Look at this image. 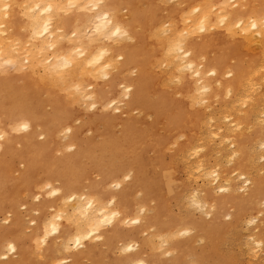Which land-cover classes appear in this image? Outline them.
<instances>
[{"label":"bare ground","instance_id":"6f19581e","mask_svg":"<svg viewBox=\"0 0 264 264\" xmlns=\"http://www.w3.org/2000/svg\"><path fill=\"white\" fill-rule=\"evenodd\" d=\"M262 79L264 0H0V264H186L188 254L191 264H225L219 239L264 198V179L246 178L252 144L264 153V116L256 136L229 146V172L210 169L208 157H198L204 145L195 143L214 141L218 119H231L223 130L234 136L248 128ZM79 102L92 111L88 125L103 120L89 142L71 125ZM101 108L113 112L100 115ZM145 118L162 123L159 135L138 130ZM167 152L171 160L198 157L202 201L214 207L204 214L210 221L187 215L177 225L167 216L185 188L169 171L173 161L163 163ZM14 162L23 168L10 176ZM236 173L244 180L236 179L240 196L231 193ZM226 210L231 221L217 223ZM262 224V237L251 239L257 250ZM183 225L199 229L200 252ZM165 246L179 255L160 261Z\"/></svg>","mask_w":264,"mask_h":264},{"label":"rangeland","instance_id":"374dc122","mask_svg":"<svg viewBox=\"0 0 264 264\" xmlns=\"http://www.w3.org/2000/svg\"><path fill=\"white\" fill-rule=\"evenodd\" d=\"M124 16H125V12H121L120 13V17L123 18ZM5 69H9V70H5ZM11 69L12 68L4 67V68L1 69V72L5 73V74H7L8 72L11 73V71H12ZM117 85H120V84L118 83ZM120 87H121V90H122V92L124 94H127V93H129L131 91L130 84L120 85ZM128 90H130V91H128ZM257 93H258L259 96L262 97V101H259L257 103L258 109H257L256 113L251 117L250 125H248V128H244L243 127L241 129L240 135L234 136L233 133H232L233 129L230 130V133L227 132L228 131L227 129L223 130V128H225L224 125L231 120L230 118H228L229 120L224 119V122H222L223 120L220 121L218 119V121H216V123H213L212 127H211L212 130H213V128L216 127L215 130H213V131H215V133L218 130H220L218 132L220 136L217 135V133L215 134L216 138L218 136V138H217L218 142H217L216 138H212V137H211V139H214V141L211 140V142H210V140L207 138L208 136H206V139H205L206 141L203 140V138H202V140L204 142H202V140H198L195 143L196 146L198 144H203L204 145V149H202V151L199 152V156L198 157L201 158L204 155L205 158H206V156H207L208 158L206 159L205 162H207L208 167H210V169H212V170H216L218 172V174H219V170H221L220 173L223 172L224 170L227 171V172L232 170V163L230 162V160H228V154L233 149L232 146H231V143H233L234 139L236 137L244 138V137L256 136L257 130H256L255 127L260 123L259 120L264 116V79H262L259 82V85L257 86ZM119 99H121L122 101L120 103L116 102L114 104L115 107H121L123 105L124 96H121ZM81 103L82 102H79L78 105L77 104L74 105L75 109L81 111V115L79 117V120H72L71 125H72L73 129H80L79 132H78V135H79L80 139L82 138L81 140L84 139L83 141H87V139H88L87 142H89L90 140H93L95 138L94 137L95 132L96 131H100L104 124H103V120H98L95 123L92 122V125H88V124H90L89 122H91V120H94L93 117H92V111L89 112L87 110V108L85 110L84 106ZM46 109L47 108H45V111H46ZM82 109H84L85 111L82 112ZM98 111H99L98 114L100 113V115H103L104 113H109L112 110L111 109L104 110V109L101 108ZM134 113L135 112H133V114ZM86 118L88 120H86ZM220 123H221V125H220ZM135 126L137 128L139 127L138 130L142 129V130H146L147 132L149 130V132H148L149 135H159L161 133L160 131H162V123H153L151 118H149V119L145 118L142 123H136ZM230 126H232V125H230ZM230 128H232V127H230ZM211 129H209V131ZM93 131H95V132H93ZM65 134L68 135L69 133L66 132ZM65 134L62 133L60 135L61 138L60 137L56 138V141H59V144L57 145L58 149H62V146L65 145V143H64L65 140L63 138ZM219 138H224L225 139L224 141L226 143L223 144L224 142L222 140V142H221L222 145H220ZM40 140L41 139L39 138V141ZM253 140H256V139L254 138ZM260 140H261V142H263L262 140H264V138L259 139V141ZM52 144L55 145V143H52ZM217 144H219L220 146L217 145ZM252 145H254V146H252L253 147L252 151L250 149L249 158H253V162H249V165H252V166H250L251 168H249V171H248V173L251 172L252 174L250 173L249 176L246 175V178L251 176L250 180H256L257 178H261V179L263 178L264 179V168H263L264 167L263 166L264 159L263 160L261 159L262 156H263L262 158H264V153L262 152L263 148L261 147L262 151L259 149L260 148L259 147L260 143L258 145H256V143L252 144ZM229 146H231L232 149ZM256 146H258L259 148L256 147ZM223 147H225V148H223ZM228 148H229L230 151L228 150ZM254 148H255V150L258 148L260 150V152H258L259 150L258 151L256 150V152L254 154V152H253ZM256 153L258 155L260 154L259 155L260 158L258 157V159H257ZM254 155H256V156H254ZM150 157H151V154L148 153L147 156H146V159H148ZM161 157H162L163 163H165V164H168L170 161H173V164H171L172 166L169 169V171H174V172L176 171V176H177V178H179L178 180L185 185V188L183 190L184 194L182 193L183 197L181 195V196H178L175 199H172L170 205L166 206L167 207V216L169 218L172 217L173 219L176 218L177 225H182L181 224V220H183L187 215H190V216L198 218V219H200V218L202 219L203 218L207 222L210 221V218H212V216L210 218H205L206 216H204V214L205 213L206 214L209 213V214L212 215V213L214 211L213 210L214 207H212L213 204L210 203L209 201H207V203H204L202 201L204 196H205L204 195V190H203L204 186H202L201 177L195 171L196 170L195 163H196L198 157L187 158L186 156H182L181 157V155H179V156H175L174 159L171 160L168 152L163 154ZM55 158H58V155H55ZM254 158H255V160H254ZM256 159H257L258 162L256 161ZM217 162H218V164H216ZM254 162H255V164H254ZM256 164H257V166L261 167L260 169H262L263 173H261L262 172L261 170H258L259 171V173H258V171H257L258 167L254 166ZM12 167H13V171L14 172L12 174H9L10 176H15L17 174V171L20 170L21 168H23V166L18 164L17 162L16 163L14 162ZM251 169L253 170V172L250 171ZM232 174H234V173H232ZM238 174L239 173H236V175H233V177H235V178H233V180L236 181V179H238V180H241L243 182L244 180L242 178L239 179V178L236 177ZM252 177H254V178H252ZM127 179H128V177L124 176L122 178V181L124 182V180H127ZM238 180L236 182L233 181V183H232V192L231 193L236 194L235 196H240V195L244 194L242 192H245V191L239 192L240 191L239 188L243 187L242 186L243 183H241V181H238ZM238 182H240V183H238ZM218 183L222 184L220 182V180H219ZM236 184L237 185L242 184V185L241 186L240 185L237 186ZM216 186H218V184H216ZM236 186H237V188H235ZM236 189H237V192H236ZM233 190H234V192H233ZM26 193H28V192H26ZM31 193L32 192H30V194ZM194 194H196V196H198L197 197V201H199V200L201 201L199 204L202 205V207H198V209H197V206L195 207L193 205L192 198L190 197L191 195H194ZM16 201H18V196L16 197ZM169 201L170 200L167 201V205L169 204ZM263 202H264V198H260L256 202V205L254 206L253 210L251 209L250 211L246 212V215L243 216L244 219H241V222L237 223L236 225H234L232 227L229 225V230L227 231V234L224 235L223 238L221 237L222 240L219 239L220 242H218V246H220V247H219V250H218V255H219V257L221 258L222 261L224 260L225 264H264V244L262 246V249L260 248L261 250H257V248L255 249V246L252 243L253 240H251L256 235L260 236L259 227L263 226L262 223H264V203ZM211 204H212V206H211ZM202 208H204L205 211ZM210 208H213L212 211H211ZM19 209H20L21 212L24 211L23 207H21ZM168 209H169V211H168ZM209 211H211V212H209ZM228 214L232 215V212L230 214L229 211L226 210L223 213H221L220 217H219V222H217V223H221L223 225L226 224V223H229L231 221V218L228 216ZM44 215H45V213H44ZM256 215H257V218H254L255 221H253L251 223L252 225L247 224V220L248 219H253V217H256ZM226 217H227L228 220L225 219ZM0 220L2 221V217L1 216H0ZM2 223H3V221H2ZM2 223L0 222V229H1V227H6ZM260 223H261V226H260ZM27 225L30 227L31 224L28 223ZM203 225L205 226V223H203ZM183 226H185V227H183V229H184L183 231H185V230L188 231L187 239H189L191 237L192 238L195 237V239L192 242H190V246H191L192 250H196V252H200V250L206 246V242L203 239V236L200 233L199 229H197V227H195V226L191 227L190 225H183ZM25 232H26V230H25ZM147 233L144 236H142L140 238V240H136L137 243L139 244V246H140L141 240L145 239V236L147 235ZM260 237H262V236H260ZM146 238H147V236H146ZM175 244L176 243H174V245ZM160 250H162V252H159V258L158 259L160 261H163V262H165V260L167 261V260L171 259L172 257H175V256L179 255L178 251L172 250V247L168 248L167 246H165L164 248H161ZM28 252H29V254H32L31 250H28ZM166 255H168V256H166ZM118 256H119V252L117 250L114 251L113 253H107L105 262L110 261L112 259H115ZM14 258H15V256H14ZM193 260H194V255L193 254L192 255L188 254V256L185 258V263L186 264H191V262ZM29 263H31V264H41V262L37 261V259L36 260L35 259H29ZM82 264H87V262L83 261ZM209 264H215V262L211 261Z\"/></svg>","mask_w":264,"mask_h":264},{"label":"snow or ice","instance_id":"6c2138e0","mask_svg":"<svg viewBox=\"0 0 264 264\" xmlns=\"http://www.w3.org/2000/svg\"><path fill=\"white\" fill-rule=\"evenodd\" d=\"M25 127H26V125H25Z\"/></svg>","mask_w":264,"mask_h":264}]
</instances>
